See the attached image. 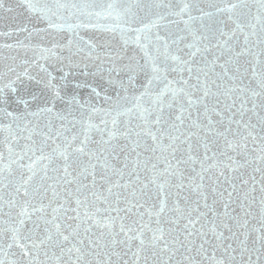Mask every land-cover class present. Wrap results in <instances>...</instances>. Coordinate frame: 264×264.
I'll use <instances>...</instances> for the list:
<instances>
[{
    "label": "snow or ice",
    "instance_id": "1",
    "mask_svg": "<svg viewBox=\"0 0 264 264\" xmlns=\"http://www.w3.org/2000/svg\"><path fill=\"white\" fill-rule=\"evenodd\" d=\"M5 13L27 23L0 32L17 37L0 44V264H264V0ZM90 66L88 98L69 94Z\"/></svg>",
    "mask_w": 264,
    "mask_h": 264
},
{
    "label": "water",
    "instance_id": "2",
    "mask_svg": "<svg viewBox=\"0 0 264 264\" xmlns=\"http://www.w3.org/2000/svg\"><path fill=\"white\" fill-rule=\"evenodd\" d=\"M11 16H16V19H10ZM23 23H27V21L25 20L24 17L19 16L18 13H5V16L3 19H0V32H7L10 29H15L17 27V25L19 24H23ZM31 26V25H29ZM85 38H89L92 37L93 39H95L96 37H98L100 34L99 33H92V32H84L82 33ZM24 33H20L19 38L23 39L24 38ZM17 39V37L14 35L12 37H8V36H0V44H7V43H14L15 40ZM49 40H51V37H47V38H34L32 43L33 44H41V46H46V47H51V44L49 43ZM0 53H2L3 55L7 56L8 55V50L7 49H3L0 50ZM13 55H15V53H13ZM64 56L68 55V52L65 50L63 53ZM29 57H31V53L29 52L28 54ZM20 57L21 59L24 58V52L21 51L20 52ZM78 61V57L76 58ZM82 67V65H81ZM105 79H107V63L105 64ZM68 69L65 68V71H67ZM34 72L36 71L35 69L33 70ZM49 71L53 72V75L56 76V83H61L60 81V77L62 75L61 72H59L57 70V68L55 67V61L50 62L49 64ZM95 69L93 67H89L88 72L90 73L88 76H84L83 74H81L79 72V70H76L75 75H70L68 77V81L69 83V87L67 89V91L69 92V94L75 93L76 95H78L79 97L82 98H88V95L90 93V86H95L96 83L99 82L98 77L94 78L91 73L94 72ZM76 83H81L83 86L81 88H76L75 84ZM110 94H113L110 90ZM103 96V92L101 94ZM102 102V100H101ZM222 211V209H221Z\"/></svg>",
    "mask_w": 264,
    "mask_h": 264
}]
</instances>
